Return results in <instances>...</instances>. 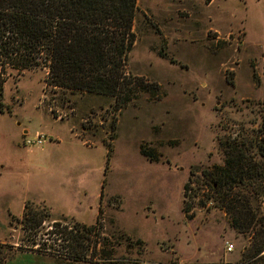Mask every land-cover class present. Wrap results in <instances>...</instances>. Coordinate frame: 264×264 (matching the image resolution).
<instances>
[{"label":"rangeland","instance_id":"obj_1","mask_svg":"<svg viewBox=\"0 0 264 264\" xmlns=\"http://www.w3.org/2000/svg\"><path fill=\"white\" fill-rule=\"evenodd\" d=\"M137 8L118 100L51 87L46 68L4 75L0 244L37 250L33 264H69L48 232L78 224L105 244L96 264H264V251L248 258L251 231L231 227L207 186L183 196L222 165L221 141L264 118V0ZM39 135L40 146L25 145ZM26 203L47 214L35 237L20 224Z\"/></svg>","mask_w":264,"mask_h":264},{"label":"trees","instance_id":"obj_2","mask_svg":"<svg viewBox=\"0 0 264 264\" xmlns=\"http://www.w3.org/2000/svg\"><path fill=\"white\" fill-rule=\"evenodd\" d=\"M137 11V0H0V97L8 70L20 75L40 67L48 70L46 84L51 87L118 100L129 85L123 68L135 40ZM220 149L222 165L203 170L199 181H193L191 195L185 185L183 196L194 197L207 186L212 204L229 217L231 227L251 231V258L264 251V215L259 210L264 199V118L255 130L221 141ZM46 218L26 203L22 230L35 237ZM53 225L48 237L58 238L64 260L96 264L105 244L99 243L95 226ZM34 253L37 250L28 253L0 244V264H15V255L22 258L17 264H33Z\"/></svg>","mask_w":264,"mask_h":264},{"label":"built area","instance_id":"obj_3","mask_svg":"<svg viewBox=\"0 0 264 264\" xmlns=\"http://www.w3.org/2000/svg\"><path fill=\"white\" fill-rule=\"evenodd\" d=\"M43 138H44V136L39 135L34 140L26 139L25 145H27V146H40L43 143ZM261 207L264 209V199L261 202ZM232 249H233V247H232L231 244H227L226 245V249L225 250H226L227 253H230L232 251Z\"/></svg>","mask_w":264,"mask_h":264}]
</instances>
